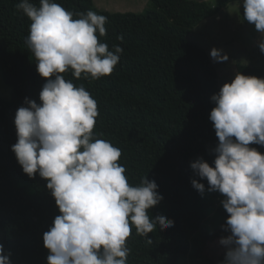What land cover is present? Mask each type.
I'll use <instances>...</instances> for the list:
<instances>
[{"label": "clouds", "instance_id": "obj_1", "mask_svg": "<svg viewBox=\"0 0 264 264\" xmlns=\"http://www.w3.org/2000/svg\"><path fill=\"white\" fill-rule=\"evenodd\" d=\"M242 6L264 54V0H243ZM15 7L30 21L24 43L46 81L39 103L26 97L17 109V141L11 146L23 174L46 182L59 212L42 236L46 264H129L133 230L152 245L149 235L175 222L151 214L164 199L158 184L147 176L129 182L119 162L122 149L94 132L98 101L74 83L111 76L124 49L110 50L100 40L107 35L108 18L93 10L69 11L56 0H19ZM210 57L228 60L216 48ZM210 100L214 159L190 162L198 177L191 186L202 198L205 193L223 197L227 218L220 227L226 235L218 240L224 249L218 264H264V153L253 147L264 148V78L237 71ZM0 264H12L3 244Z\"/></svg>", "mask_w": 264, "mask_h": 264}, {"label": "trees", "instance_id": "obj_2", "mask_svg": "<svg viewBox=\"0 0 264 264\" xmlns=\"http://www.w3.org/2000/svg\"><path fill=\"white\" fill-rule=\"evenodd\" d=\"M237 0H217L216 6L187 0H152L142 14H112L93 8L92 0H56L66 10H93L108 18L107 35L100 37L111 50L124 49L109 77L74 80L98 101L94 132L122 149L120 163L129 182L147 176L163 195L151 210L175 226L129 240V264H199L214 231L207 219L214 212L213 194L203 198L191 186L198 179L190 162L203 157L217 138L209 115L210 98L220 89L214 64L206 51L187 36L201 21L216 16ZM19 0H0V79L12 89L11 100L0 96V244L11 252L12 264H46L42 236L59 214L46 182L29 179L18 165L11 146L17 141L14 118L24 99L36 100L46 82L24 41L30 21L18 12ZM38 4V0H33ZM123 37V41L118 37ZM264 78V70L237 64L236 72ZM70 77V74H65ZM257 147L261 153L264 148ZM205 183L206 181H200ZM222 214L224 220L226 212ZM206 262V261H205Z\"/></svg>", "mask_w": 264, "mask_h": 264}, {"label": "rangeland", "instance_id": "obj_3", "mask_svg": "<svg viewBox=\"0 0 264 264\" xmlns=\"http://www.w3.org/2000/svg\"><path fill=\"white\" fill-rule=\"evenodd\" d=\"M206 3L216 6L217 0H210ZM239 4V10L237 1L228 4L216 16L201 21L191 29L187 36L189 42L197 44L206 51L208 58L216 68L220 88L224 83H230L234 79L237 64L244 63L264 70V54L260 52L257 43L259 34L253 25L243 19V0H239ZM92 5L98 11L112 14H142L153 8L152 0H92ZM213 48L221 49L222 55H227L228 60L222 63L214 61L210 57ZM11 92L12 89L0 79L1 98L10 101ZM222 198L220 194L214 193L211 199L215 209L206 223L214 233L206 245L199 264H218V261L223 258L224 249L218 244V240L226 235L220 227L225 220L222 214L217 217L218 212H224L220 204Z\"/></svg>", "mask_w": 264, "mask_h": 264}, {"label": "water", "instance_id": "obj_4", "mask_svg": "<svg viewBox=\"0 0 264 264\" xmlns=\"http://www.w3.org/2000/svg\"><path fill=\"white\" fill-rule=\"evenodd\" d=\"M187 1L201 3V2H207V1H210V0H187Z\"/></svg>", "mask_w": 264, "mask_h": 264}]
</instances>
